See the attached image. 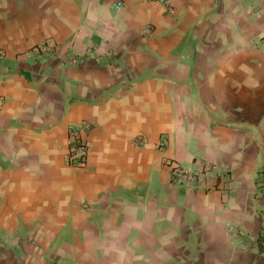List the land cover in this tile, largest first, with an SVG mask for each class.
Returning <instances> with one entry per match:
<instances>
[{"label":"crops","instance_id":"obj_1","mask_svg":"<svg viewBox=\"0 0 264 264\" xmlns=\"http://www.w3.org/2000/svg\"><path fill=\"white\" fill-rule=\"evenodd\" d=\"M173 8L0 0V264H264V0Z\"/></svg>","mask_w":264,"mask_h":264},{"label":"built area","instance_id":"obj_2","mask_svg":"<svg viewBox=\"0 0 264 264\" xmlns=\"http://www.w3.org/2000/svg\"><path fill=\"white\" fill-rule=\"evenodd\" d=\"M164 5L165 14L173 17L175 11L173 8V0H156ZM116 9L120 10L122 5L120 3L116 4ZM56 48V45L52 41H47L44 44L34 46L30 50L22 54V58H41L51 56ZM4 55L3 51L0 49V58ZM72 64H77L78 60L76 58L71 59ZM4 104V99L0 96V109ZM90 125L84 126V131H87ZM143 140L139 139L138 143ZM66 151L63 155L64 163L71 168L76 169H86L87 158L89 153V143L82 137L81 132L75 128H68L66 132ZM166 143L162 141L159 144V149L164 148ZM164 165L170 168V177L174 184L181 186L186 189H201L209 190L211 186L210 180L216 177L217 173L213 166L204 164L201 167H191L189 169H184L183 167L174 164L171 160H163ZM262 192L264 193V180L262 182Z\"/></svg>","mask_w":264,"mask_h":264}]
</instances>
